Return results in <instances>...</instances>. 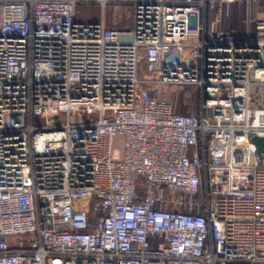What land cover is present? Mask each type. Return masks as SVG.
Segmentation results:
<instances>
[{
  "label": "built area",
  "instance_id": "1",
  "mask_svg": "<svg viewBox=\"0 0 264 264\" xmlns=\"http://www.w3.org/2000/svg\"><path fill=\"white\" fill-rule=\"evenodd\" d=\"M263 6L0 0V264H264ZM187 85L195 116L160 97Z\"/></svg>",
  "mask_w": 264,
  "mask_h": 264
},
{
  "label": "rangeland",
  "instance_id": "2",
  "mask_svg": "<svg viewBox=\"0 0 264 264\" xmlns=\"http://www.w3.org/2000/svg\"><path fill=\"white\" fill-rule=\"evenodd\" d=\"M100 7V6H99ZM96 5H81L76 11V18L80 22H94L100 16V8ZM110 17H113L117 27L122 29H130L132 22V8L131 6H119L114 9ZM244 10L233 11L232 19L228 20V27L234 26L238 32L245 33ZM106 14H109L108 8ZM238 14V18L236 17ZM252 36H255L254 28H251ZM228 30V29H227ZM160 97L167 100L173 110L181 115H196L199 113V94L195 86H166L161 89Z\"/></svg>",
  "mask_w": 264,
  "mask_h": 264
},
{
  "label": "crops",
  "instance_id": "3",
  "mask_svg": "<svg viewBox=\"0 0 264 264\" xmlns=\"http://www.w3.org/2000/svg\"><path fill=\"white\" fill-rule=\"evenodd\" d=\"M93 5H96V4H93ZM97 7H99L98 5H96ZM117 7H119V6H115V5H109V6H107L104 10H103V15H102V9L100 8V16H99V18L98 19H95L94 20V22H99L100 20H102L103 19V21H104V23L107 25V26H110V27H117V25H118V23H115V20H114V18L113 17H110L111 16V14L113 13L114 14V12L113 11H115L114 9L115 8H117ZM234 7H236L235 8V10H234ZM108 8V10H109V14L107 15L106 14V9ZM263 8H264V6H263ZM244 10L243 11V14H244V22H245V25H246V21H245V6L244 5H241V6H238V5H234V6H232L231 8H230V13H229V16L226 18V20H225V22H224V28L227 30H230V29H233L236 33H238L239 34V37H243L244 36V34L243 33H241V32H238V30H237V28H235L234 26H232V27H228L229 25H228V20H231L232 19V14H233V11H239V10ZM257 14V11H256V8H253L252 9V15L253 16H255ZM237 18L239 17L238 16V14H237V16H236ZM245 32V31H244Z\"/></svg>",
  "mask_w": 264,
  "mask_h": 264
},
{
  "label": "water",
  "instance_id": "4",
  "mask_svg": "<svg viewBox=\"0 0 264 264\" xmlns=\"http://www.w3.org/2000/svg\"><path fill=\"white\" fill-rule=\"evenodd\" d=\"M251 143L255 146L256 153L259 159L262 160L264 157V137L260 138V137L253 136L251 138Z\"/></svg>",
  "mask_w": 264,
  "mask_h": 264
},
{
  "label": "trees",
  "instance_id": "5",
  "mask_svg": "<svg viewBox=\"0 0 264 264\" xmlns=\"http://www.w3.org/2000/svg\"><path fill=\"white\" fill-rule=\"evenodd\" d=\"M235 8L236 7H234V10H235ZM237 11V10H236ZM235 11V12H236ZM228 31H230V32H232V33H234L237 37H239V34L238 33H236L233 29H230V30H228ZM199 94V93H198ZM175 112V111H174ZM176 113V112H175ZM178 114V113H177ZM181 115V114H180ZM197 115V114H196ZM188 116H195V115H188Z\"/></svg>",
  "mask_w": 264,
  "mask_h": 264
}]
</instances>
